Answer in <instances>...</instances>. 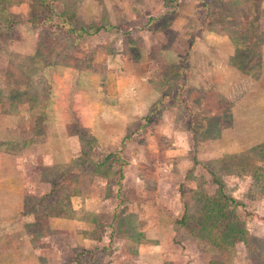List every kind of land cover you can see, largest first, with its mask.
<instances>
[{"label": "rangeland", "instance_id": "obj_1", "mask_svg": "<svg viewBox=\"0 0 264 264\" xmlns=\"http://www.w3.org/2000/svg\"><path fill=\"white\" fill-rule=\"evenodd\" d=\"M152 1L53 0V11L66 12L65 17L72 24L89 26L94 20L97 25L110 23L106 31L113 42L102 43L101 39L107 35L106 32L104 36L105 29L102 27L93 33L97 35V40L89 39L86 34L81 35L82 41L77 47L73 45L76 34L65 38L61 31L55 35L41 30L44 47H38L35 63H20L24 68L25 65L33 66L23 75L24 79L17 75L27 86L20 93L16 89H8L4 96L9 102L19 98L29 99V104L37 103L38 106L31 112L35 134L40 131L38 123L42 121L43 114L47 117L45 112L42 114V108L51 98L50 84L44 83L40 87V57H43L40 53L45 52L46 57L58 55L63 59L68 58L66 64L94 73L91 79H80L77 84V80L69 79L68 83L72 86L74 83L75 87H67L69 91L75 92V95H70L73 106L81 108L74 113L72 109L66 111L74 120L73 132L78 135L82 131L81 155L74 162L47 168L35 165L36 170L50 176L52 180L44 182L41 177L32 176L40 192L48 187L49 190H57L53 196L43 200L42 212L53 205L50 209L52 212L75 217L80 225L75 228L73 224L62 223L60 228L64 232L57 233L47 229L41 219H38L40 222L29 224L35 255H41V264H69V258L86 247L97 249L91 264H264V141L260 142L264 134L259 133H264V127L258 125L237 130L229 126L231 119H228L226 112L230 103L224 102L216 94L218 88L212 82L211 72L208 77L207 73L194 65L189 85L185 83L183 86L184 99L172 100L162 95L164 101L153 113L145 110L140 114L138 109L137 112L134 109L126 110V97L134 98V93L139 95L153 89L155 96L158 91L172 92L183 78V68L174 70L176 75L170 77L162 73L169 65L179 62L181 53L187 47L184 39L178 40L180 43L175 48H161L162 39L152 43L148 39L151 36L146 37L141 31L142 10L149 8L147 6ZM252 2L255 8L252 29L237 27L240 16H237L238 20L231 21V29L228 23H224V27L227 32H235L238 38L248 40H255L258 31L263 33V42L264 4L262 0ZM11 7L14 11L7 16L14 20V25L29 19L32 11L37 13L38 18L48 13L47 7L39 0H19L18 4ZM239 8L241 11L242 8ZM60 19L61 16L53 17L54 22H60ZM130 27L132 31L128 29ZM10 29L0 27V45L5 44ZM247 31L252 32L247 36ZM126 40L133 44L132 51L127 48ZM138 48H141V56H138ZM196 49L209 50L208 47L201 48V43ZM211 54H215L214 49ZM256 55L250 52V64L256 63ZM197 61L200 62V57ZM24 68L21 71L25 72ZM153 82L155 87L151 89ZM228 85V91L232 90V83ZM99 87L105 88L108 99L118 98V103L111 104L100 93H97V100L93 99L94 89ZM40 89L42 93L39 96ZM63 89L61 101L68 98L66 88L62 85ZM93 100L98 103L97 111L86 110ZM88 119L97 122L94 123L102 140L101 145L97 138L93 142L87 132L94 135L83 127ZM129 120L133 124L126 128L125 124ZM251 131L256 133L249 138L256 136L259 142H234V134L240 133L246 137ZM34 143L27 144V152L34 150ZM22 145L15 144L16 147ZM116 151H121L123 160L121 178L118 174L119 162L113 163L112 167L103 165L105 157ZM193 158L214 170L223 181L226 192L240 203L236 207L237 215L244 221L248 235L256 237L250 238L249 244L235 240L230 249L227 245L203 241L199 237L205 230L199 229L196 214L188 224L177 222L183 214L184 201L192 213L197 212L196 209L203 203L201 187L208 194L215 193L211 174L201 163L194 164ZM62 190H65V194L61 195ZM195 190L201 191L195 193ZM69 196L75 208H78L76 211L69 205ZM36 202V198H31L26 210L34 212ZM63 204L65 208L60 207ZM112 223L117 227L114 231ZM36 256L33 261L38 264ZM85 258L83 256L82 260Z\"/></svg>", "mask_w": 264, "mask_h": 264}, {"label": "crops", "instance_id": "obj_2", "mask_svg": "<svg viewBox=\"0 0 264 264\" xmlns=\"http://www.w3.org/2000/svg\"><path fill=\"white\" fill-rule=\"evenodd\" d=\"M168 1L175 4V10H173L171 4H166ZM262 1L264 4V0ZM150 4L147 6L149 8L142 10L143 15H141L143 23L141 31L146 37L151 36L148 37L149 41L155 43L156 39H162L160 42L161 48H175L180 43L178 40L184 39L187 46L181 53L179 62L169 65L162 74L167 73V76H173L176 75L174 70L183 68L182 80L185 79L184 82L189 85L188 82L192 79L190 73H193L194 66L197 69L200 67L203 72L207 73L208 77L209 72H211L212 82L218 88L216 94L220 95L224 102L230 103L226 112L228 119H231L228 125L234 129L258 125L264 127V41L258 45L256 63L249 70H243L232 63V57L235 56L238 49L243 48V45L248 44V42L239 46L235 45L231 37L222 29V18L220 22L217 21L215 26L211 25L212 27H210L208 18L205 17L208 11L201 1L153 0ZM161 8L165 10L161 11ZM11 11H14L12 7H10ZM221 11L220 8H217L214 13L221 14ZM150 18H153L154 21L150 22ZM93 24H96V20L89 23V26ZM78 26L88 27L86 24H79ZM128 29H131V27ZM41 30H43L42 25H33L26 20L24 22L20 21L10 29L5 44L0 45V264H35L33 259L36 252L31 244L32 235L28 230V225L35 221L40 222L38 219H41L47 229L54 230L57 233L64 232L60 228L62 223L73 224L75 228L80 225H78L75 217L67 216L64 213L43 215L41 211L34 210V212H31L26 210L31 198H36V201H38L42 195L50 191L49 187L43 192L37 190L38 185L33 182L32 176H38L39 179L41 177V181L44 182L52 179L50 176L36 170L35 165L40 168H47L70 161L74 162L81 155L80 138L73 132L74 120L72 121L73 118L66 112L72 109L74 113L75 110L81 108L74 107L70 100V95H75V92L74 90L69 91V89H74L75 86L73 82L72 86L68 81L74 79L77 80V84L80 79L94 77V73L91 71L81 69L73 64H66L68 58L65 59L64 57L63 59L58 55L46 57L45 52H41L40 54L43 57H40V87L42 88L44 83H49L51 98L42 108V114L45 112L47 117L43 114L42 121L38 123L40 124V131H36L34 134L35 124L33 125L31 120V112L35 110L37 103L29 104V99L20 100L19 98H13L14 101L9 102L10 100L5 99L4 96L8 89L13 88L20 93L27 86L22 85L23 82L20 81V75L24 79L21 71V68L24 67L20 63H35L36 54H39L38 47H44ZM121 30L126 31L125 29ZM106 32L105 29L104 36ZM86 35L89 36V39L97 40L96 34ZM108 35L107 32V35L101 39L102 43L105 44L106 41L113 42L111 38H108ZM127 35L128 33L123 36ZM157 35H159L158 38H156ZM76 36L77 38L73 40L75 47L80 45L82 41L81 35L76 34ZM145 36L142 37L146 38ZM129 41L126 40L127 48L131 50V41ZM199 43H201V48L208 47L209 50L202 49L200 51L196 49ZM212 49L215 50V54L209 55ZM139 50L141 51V48L137 50L138 56H141ZM198 57H200V62L197 61ZM37 59H39V56ZM134 60H138V58ZM75 67L76 69H74ZM26 74L27 71H25ZM17 75L19 76L17 77ZM228 83H232V90L228 91ZM62 85L66 88L65 92L68 96V98H64V101H61V97L64 96V89L61 90ZM153 87H155V82L152 83L151 89ZM175 91L176 86L173 87L172 92L163 91L161 93V91H158L156 96L155 89L146 92L147 94L138 95L134 93V98L130 96L125 99L126 110L134 109L136 112L139 110L140 114L147 110L148 113L162 98V95L172 94ZM41 93L40 89L39 96ZM86 93L89 94L88 91ZM93 93L95 95L93 99L95 100H97V93H100L99 95L102 94L111 104L118 103L116 102L118 98L108 99V93L104 87L95 88ZM95 100L89 102L90 107L85 109L92 112L97 111L96 105L98 103ZM92 104L94 105L92 106ZM100 106L102 109L103 106ZM133 121L137 120L133 119ZM94 122L97 123L92 119H88L83 127L92 132L94 138H97L101 145L102 140L97 134ZM129 122H126V128L133 124ZM255 133L256 131L254 133L249 132V135L246 136L248 138L242 137L240 133L234 134V138L236 137L234 142L245 140L259 142V140H256V136L253 139L249 138ZM259 133L260 135L264 134L263 131L262 133L259 131ZM33 141H35L32 144L34 150L27 152V144ZM262 141H264V135L260 138V142ZM21 143L23 144L21 147L15 146V144ZM70 203L71 209L76 211L78 208H75L72 199ZM71 233L73 234L72 231ZM37 256V263L39 260L38 264H41V255L37 254Z\"/></svg>", "mask_w": 264, "mask_h": 264}, {"label": "trees", "instance_id": "obj_3", "mask_svg": "<svg viewBox=\"0 0 264 264\" xmlns=\"http://www.w3.org/2000/svg\"><path fill=\"white\" fill-rule=\"evenodd\" d=\"M53 0H39V2L46 6L48 13L43 16L42 18L37 17V13L32 11L30 18L25 20H30V22L33 25H39L41 24L43 27V30L48 32H53L55 35L58 33V31L63 32L64 37L67 38V35L70 34H93L95 33L100 27L104 29H108L110 24L106 25H97L93 24L88 27H79L75 24H72L66 16V12L64 13H56L54 12V8L51 5V2ZM201 1L204 4V8L207 9V14L205 17L208 18V25L212 27L211 25H214L217 23V21H221V24H223L222 29L231 37L232 41L235 45H242L243 43L248 42V44L243 45V48L238 49L237 53L234 57H232V63L239 68L243 70H249V68L253 67V64H250V52L255 54L258 53V45L262 42L261 40L263 33H258L257 38L254 40L252 38L244 39V37L238 38L236 33L227 32L224 27V23L229 24V29H231L233 26H231V21H236L239 19V26L241 29L244 28L252 29L251 24H253L252 14L254 11V3L252 0H198ZM19 0H0V27L5 26L8 28H12L14 26V20L8 17L7 15L10 13L9 7H11L13 4H18ZM244 3V4H243ZM166 4H171L173 7V10L176 9L175 4L172 2ZM223 5V6H222ZM239 6L242 8L240 11ZM237 7L239 9H237ZM217 8H220L221 14L214 13ZM234 10H231L233 9ZM237 9V10H236ZM172 10V11H173ZM255 14V13H254ZM5 16H7L5 18ZM54 16H61L60 22H54L53 17ZM4 18V19H3ZM219 19V20H218ZM150 22H153V18L149 19ZM250 25V26H249ZM150 23V27H151ZM231 27V28H230ZM252 31H247V36L251 34ZM131 51L134 49L133 44L130 45ZM185 60V59H182ZM184 66V65H182ZM33 66H25V70L29 71L32 69ZM39 70H41V67H39ZM22 74L25 75V72L22 71ZM185 79L181 81V83L178 84L176 91L172 94H167L166 96H169L172 98V100L180 99L182 100L183 97V86L185 85L184 82ZM22 85H26L22 84ZM168 97V98H169ZM164 99L161 98L154 106V108L149 112L153 113L154 109H157L160 107V105L163 103ZM185 101V100H184ZM149 116H147V119ZM87 131V130H86ZM90 135V138L93 140V142H96V139L94 136H92L89 132H87ZM79 138L82 137V131H79L78 134ZM81 143V140H80ZM81 150H82V144H81ZM121 151L116 152H110L104 160L103 165H107L108 167H112L113 163L119 162V171L118 174L120 178L123 176V172L120 167H122V157H121ZM194 159V158H193ZM201 163L194 159V164ZM202 164V163H201ZM202 166H204L209 173L211 174V181L215 186V193L208 194L205 192L204 187H201L202 190V204L198 207L197 212H191L189 209V205L187 202L184 201V211L182 216L177 220V222L181 224H188L189 220L194 217L193 215L196 214V218L199 219V222L197 225L199 226L200 230H205V233L202 236H198L203 241H208L210 243H214L217 245H227L226 247H230L232 249V243L235 240H241L245 244L250 243V238L254 239L256 237L249 236L248 235V229L245 226L244 221L237 215L236 207L240 205L236 199H234L231 195H229L226 192L225 185L221 178L216 174L214 170H212L207 164L203 163ZM119 182V181H118ZM202 185V184H201ZM200 190V191H201ZM65 190H62L60 194H65ZM199 190H195V193L200 192ZM57 192L55 188H52L48 193L44 194L35 204L33 207V210L41 211V206L43 200H45L47 197H51L54 195V193ZM70 195V193H69ZM69 205L70 203V196H69ZM61 208H65V204L60 206ZM53 208V205H49L48 208L44 209V212H42L43 215H53L59 212H52L50 209ZM67 209V207H66ZM115 217V216H114ZM112 222V221H111ZM112 231L117 229L115 227L114 223L111 224ZM194 233V230H193ZM228 243V244H227ZM230 245V246H229ZM96 248L95 249H87L86 247L82 248L79 253H77L75 256L69 258L68 263L69 264H91L93 261L94 256H96ZM86 256L85 260H82V257ZM85 261V262H84Z\"/></svg>", "mask_w": 264, "mask_h": 264}]
</instances>
